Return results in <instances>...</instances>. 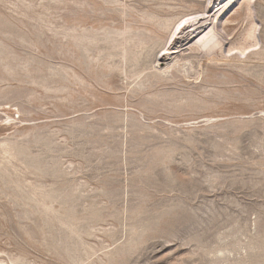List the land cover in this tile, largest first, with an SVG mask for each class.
Instances as JSON below:
<instances>
[{
	"label": "rangeland",
	"instance_id": "obj_1",
	"mask_svg": "<svg viewBox=\"0 0 264 264\" xmlns=\"http://www.w3.org/2000/svg\"><path fill=\"white\" fill-rule=\"evenodd\" d=\"M209 1L0 0V264H264V0Z\"/></svg>",
	"mask_w": 264,
	"mask_h": 264
},
{
	"label": "bare ground",
	"instance_id": "obj_2",
	"mask_svg": "<svg viewBox=\"0 0 264 264\" xmlns=\"http://www.w3.org/2000/svg\"><path fill=\"white\" fill-rule=\"evenodd\" d=\"M217 2H219V0H210L208 2L209 4H208L207 9L210 8V6L212 5L214 6ZM208 14L209 12L193 14L194 17L191 16V18L189 19L187 18L183 20L179 25H177V29L175 33L173 32L174 35L170 43L168 44L167 48L163 50V53L161 52L162 55L160 56V58L155 60L157 65L159 64L162 65L163 63H166L171 57L172 58L174 57L173 56L174 54L178 53L179 47H182V45L184 46L189 45L190 43L192 44V41L195 42V40H197L195 43V46L200 47V49L206 48L208 50H213V49H216L217 47L219 48V46H221V41L223 39L221 40V38L218 37V34L214 30V24L210 23L213 17H211L210 15L208 16ZM252 34H255V33H252ZM256 39L257 38H253L252 45L254 46L252 47H256L255 46Z\"/></svg>",
	"mask_w": 264,
	"mask_h": 264
}]
</instances>
